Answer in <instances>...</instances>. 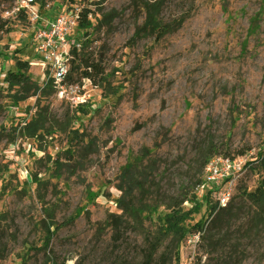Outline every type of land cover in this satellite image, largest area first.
<instances>
[{
	"label": "rangeland",
	"instance_id": "rangeland-1",
	"mask_svg": "<svg viewBox=\"0 0 264 264\" xmlns=\"http://www.w3.org/2000/svg\"><path fill=\"white\" fill-rule=\"evenodd\" d=\"M30 1L0 0V264H140L145 236L186 193L200 209L184 225L179 264H264V202L246 195L264 181L260 0ZM157 3L170 26L160 41L141 30L146 6ZM84 9L94 26L87 51L116 93L89 80L47 85L53 73L41 66L36 31ZM84 33L77 28L71 42ZM17 60L37 65L26 75L40 88L19 103L4 81ZM32 120L42 128L36 137L25 128ZM210 149L243 152L247 167L218 218L217 191L198 187ZM131 200L155 209L149 220L125 216L131 224L116 243L111 216ZM48 228L55 235L45 249ZM175 245L169 235L162 250Z\"/></svg>",
	"mask_w": 264,
	"mask_h": 264
},
{
	"label": "trees",
	"instance_id": "trees-1",
	"mask_svg": "<svg viewBox=\"0 0 264 264\" xmlns=\"http://www.w3.org/2000/svg\"><path fill=\"white\" fill-rule=\"evenodd\" d=\"M34 1V0H31ZM106 0H97V4H103ZM36 0L35 3H37ZM70 4H75V0H69ZM161 4H148L147 16L142 31L148 32L151 36L156 38V41H160L164 36H166L170 31L169 24L165 23L160 17ZM264 10V0H260V11ZM92 13L89 9H84L79 13L78 18V28L85 31L84 38L80 41V47H71L70 56H69V65L70 70L62 83L68 85H76L81 83L83 80H89L92 85L96 88H100L102 93H116L111 82V74L107 72L106 67L103 65V62L99 59H96L94 54L87 51L89 43V30L93 28V23L89 19V15ZM260 14L256 15L250 26V34H254L261 27ZM140 31L136 32V35H139ZM29 67V62L24 60H17L15 73L8 71L5 76V82L10 91H14L11 94V98L14 102L19 103L25 101L29 97H33L39 91V87L36 83L31 82L27 75L26 70ZM50 87H55L54 79L51 78L48 82ZM84 105L78 106V112L86 114L87 111L83 108ZM25 128L28 130V135L30 137H36L37 132L41 130V126H38L35 120L30 121L25 125ZM216 151L212 149L208 150L207 155L202 161L201 167H204L209 159L216 157ZM238 156H244L243 152ZM237 156V157H238ZM231 157V156H226ZM235 158V157H231ZM264 161V156H262ZM200 183V182H199ZM247 197L257 203L264 202V181L250 193H246ZM232 200V199H231ZM186 202L191 203L190 208L184 207ZM231 202V201H230ZM230 202L225 207L214 206L211 211V216H217L223 213ZM170 212L166 214L159 223L158 230L156 235L152 238L145 236L144 246L141 247L142 260L140 264H179L180 262V245L186 237L187 230L185 228V223L193 218L195 214L199 212L200 204L197 202V197L195 194H183L179 198L178 202H171L168 204ZM154 207L145 205L138 207L135 205L133 200L123 207V213L120 217L111 216L113 223L111 226L114 230L113 240L117 243L121 237L124 236L122 227L130 226L131 222L127 218L124 222L122 221L125 216H128L132 219L139 218L141 220H149L150 215L154 211ZM198 227V226H197ZM198 233H201L198 231ZM55 235V231H51L50 228L47 229L46 238L44 240V248L47 249L50 245L52 238ZM173 236L176 239L175 250H162L163 242L169 236Z\"/></svg>",
	"mask_w": 264,
	"mask_h": 264
},
{
	"label": "built area",
	"instance_id": "built-area-1",
	"mask_svg": "<svg viewBox=\"0 0 264 264\" xmlns=\"http://www.w3.org/2000/svg\"><path fill=\"white\" fill-rule=\"evenodd\" d=\"M31 2V1H30ZM79 13L61 14L38 27L35 34L37 52L42 56L43 62L47 64L48 70L52 69V77L55 84H61L70 70L69 56L71 47H80V41H71L78 28ZM216 156L208 160L204 166V180L198 187L209 184L217 191L218 208L225 207L232 199V191L245 175L247 167H241V159ZM224 186L221 188V184ZM221 188V189H220ZM220 189V190H219ZM200 236V233H198Z\"/></svg>",
	"mask_w": 264,
	"mask_h": 264
},
{
	"label": "bare ground",
	"instance_id": "bare-ground-1",
	"mask_svg": "<svg viewBox=\"0 0 264 264\" xmlns=\"http://www.w3.org/2000/svg\"><path fill=\"white\" fill-rule=\"evenodd\" d=\"M41 66H42V68L46 69L47 64L43 63ZM29 72L32 73V74H37V72H38L37 65L34 64V63H31L30 66H29Z\"/></svg>",
	"mask_w": 264,
	"mask_h": 264
}]
</instances>
